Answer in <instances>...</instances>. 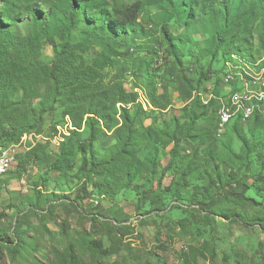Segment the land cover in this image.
Wrapping results in <instances>:
<instances>
[{
    "label": "rangeland",
    "instance_id": "374dc122",
    "mask_svg": "<svg viewBox=\"0 0 264 264\" xmlns=\"http://www.w3.org/2000/svg\"><path fill=\"white\" fill-rule=\"evenodd\" d=\"M136 1L85 0L75 12V24L69 32L63 29L71 0H0V20L13 35L29 36L32 30L39 34L40 61L52 62L55 47L69 44L72 63L92 67L104 86L121 84L127 92L137 95L136 103H118L110 110V129L104 130L93 144L95 154L102 160L114 155L109 151L116 143L113 132L122 126L126 114L132 128L139 131L135 134L134 157L143 161L155 154L152 140L139 128L147 120L157 131H169L187 119L183 110L186 104L179 92L185 84L182 75L187 73L193 88L189 103L193 99L197 101L191 104L196 115V134L179 146L197 167L188 188H178L182 198L167 195L165 184L179 178L173 168L167 172L164 185L158 184L167 167L161 162L160 149L155 156L154 173L149 175L151 162L142 164L141 168L147 177L139 191L152 192L150 200L159 199L153 200L152 207L140 204L139 197L131 191L117 196L113 202L99 197L77 201L82 183L79 169L82 160L89 159L88 153L75 154L69 169L60 163V172L49 170L48 175L45 165L30 166L27 172L18 171L15 160L0 181V264H68L65 256L68 244L75 246L79 258L87 264H205L198 257L210 258L215 264L216 251L225 262L230 258L227 253L232 247L226 240L236 239L253 256L246 253L247 263L241 259L234 262L264 264V182L252 186L264 159V102L262 111L256 112L263 123L258 121L251 126L249 122L254 118L243 122L241 115H236L232 121L239 119L240 123L231 121L220 139L212 141L209 133H205L214 126L216 118L218 124L221 106L216 100L226 103L236 91L240 95L242 91H258L261 87L264 13L238 20L224 40L226 46L217 48L214 34L219 19L207 16L202 11V2L195 6L186 22L175 18L159 0L145 4L130 21L129 9ZM43 18L49 21V27L42 33ZM164 26L170 35L168 42L162 31ZM99 30L102 32L96 33ZM105 30L116 39L106 48L102 36ZM226 73L233 78L229 84L222 81ZM45 87L50 86H39L31 103L35 114L48 111L42 118L41 129L38 133L23 134L17 145L5 148L19 152L40 145L45 147L52 164L69 140L80 145L88 131L84 126L80 130L72 127L62 104L53 102L54 96ZM163 92L166 100L160 98ZM21 97L22 93L15 95L16 100ZM167 104L165 110L157 109ZM29 121L34 123L32 119ZM209 151L213 154L212 161ZM243 163L248 164V170H244ZM205 172L215 181V188H223L226 195L218 196V203L210 209L192 199L195 193L197 199L202 194L195 186L208 185ZM228 173L237 175L239 183L251 185L249 197L261 202L252 205L229 197L235 182L222 187L229 181ZM215 191L212 190L210 197H215ZM15 218L20 221L17 227ZM204 239L211 241L205 243ZM90 240L102 241L110 252L108 256L96 254L92 258L87 250ZM232 251L236 257L235 250Z\"/></svg>",
    "mask_w": 264,
    "mask_h": 264
},
{
    "label": "trees",
    "instance_id": "16d2710c",
    "mask_svg": "<svg viewBox=\"0 0 264 264\" xmlns=\"http://www.w3.org/2000/svg\"><path fill=\"white\" fill-rule=\"evenodd\" d=\"M71 1L68 21L66 27L63 29L65 32H69L74 26L75 12L81 9V3L85 0ZM159 1L165 3L168 10L175 18L184 22L190 19L191 12H193L195 6L202 2L204 5L202 11H204L207 16L213 18L218 17L219 19L214 34V44L217 48L226 46L223 45L224 40H226V37H228L232 27L238 20L246 19L249 15L259 12L264 13V0H212L213 3H216L215 6L213 3L210 4L209 0ZM153 2H156V0H137L134 2L129 9L132 14L130 21L135 19L145 4ZM48 27L49 21L45 18L41 19V32L43 33L46 31ZM162 31L165 40L168 42L170 35L167 26H164ZM100 32L102 31L99 30L96 33ZM102 36L105 37V48L108 47V44L116 40L113 35H110L108 30H105V34ZM41 40L42 38L34 30L31 31L29 36L25 37L13 35L0 20V148L17 145L23 134L27 132L38 133L41 129L42 118L48 111L43 110L35 114L31 103L32 100L36 98V92L39 86L44 84L50 86L45 88L51 91L54 96L53 102L58 101L64 107L65 116L69 117L72 127L80 130L84 126L88 131V136L80 145L78 142L69 140L66 145H64V150L62 149L60 155L52 164H50L51 159L45 147L37 145L27 151L19 149V153L16 156L17 170L27 172L30 166L45 165L48 167L46 171V175H48V172H50L49 170H57L60 172V163H64L65 168L69 169L75 154L79 152L83 154L88 153L90 155L89 159H83L79 169L82 183L80 191L77 193V201L84 202L85 200L99 197L106 201L113 202L117 196H123L127 191H131L139 197L140 204L147 203L152 207L151 203L153 200L158 201L159 199L150 200L152 192L139 191L147 177V174L145 175L142 173L141 168L142 164L151 162L152 167L149 175L154 173L156 164L155 156H158L157 152L160 149V154L162 155L161 162L166 164L167 167L165 166L166 169L163 167L164 170L160 175L158 184L164 183V180L168 177L167 172L172 168L173 170H177L174 174H178L179 178L174 179L168 185L165 184L164 190L167 195L169 194L175 198H182L178 188H188L190 184L189 179L195 173L194 171L197 170L194 163L190 161L191 159H188V157L179 150V146L183 140L192 139V135L196 134V115L193 114L191 104L197 101L193 99V101L189 103V100L192 98L193 88L187 73H183L182 75V80L185 84L179 90L180 98L186 104L183 110L185 111L187 119L169 131L166 129L157 131L151 124H147V120H144L139 128L146 138L152 140L155 154L150 155L148 159L143 161L134 157L136 152L135 134L139 131L138 129L132 128V123L130 119H128L129 116L126 114L122 119V126L115 129L113 132L116 143L109 148V151L114 155L107 160H102L95 154L93 144L103 134L104 130L110 129V110L118 103H136L137 95L127 92L121 84L104 86L101 80L98 79L97 72L92 67L85 66L84 64L78 65L72 63L69 58V44H65L60 48L55 47V59L52 62L45 63L40 61L39 50L41 47ZM261 40H263V38ZM52 44L54 45V42ZM218 78L219 77H217L216 81H218L219 85L220 81ZM18 93H22L20 100L15 99V95ZM160 98L166 100V93L163 92ZM168 105L169 104L163 106V109L159 107H157V109L165 110ZM135 118L136 117H134V119ZM29 119H32L34 123L31 124ZM233 121L240 123L239 119ZM258 121L263 123L260 117L255 116L249 123L253 126L258 123ZM232 122L230 121L229 123ZM216 128L217 118L214 126L211 129L205 130V133H209V138H211L212 141L213 139L218 140L216 138ZM72 132V134H77V131ZM159 133H162V137L159 136ZM4 143L9 145H3ZM209 154L211 156L213 155L211 151H209ZM212 159L213 156L210 160L212 161ZM177 161L180 162L179 165L175 164ZM243 164L244 170H248V164ZM260 166L262 170L255 176L256 180H254L252 186L264 182V159H262ZM214 168L218 170L217 165H215ZM8 172L9 171H6V174ZM205 174L208 185L199 188L195 186L196 191L201 189L202 194H200V198L197 199L195 193L192 199L195 198L197 200L196 202L199 203L201 207L210 209V207L218 203V196L226 195H224L225 193L222 191L223 188H215V186H217L215 181L207 172H205ZM228 174L227 179L229 181L223 184L222 187L225 185L231 186L232 184L229 185L230 182H235L234 189L229 191L228 196L240 202L257 205L256 198L246 196L252 186L239 183V178L237 175H234V173ZM239 188L242 189L238 192ZM214 189L216 190L214 193L215 197H210ZM206 200L208 201L204 202ZM206 213L207 211L205 214ZM13 222L15 227L20 224L17 218H15ZM209 241L211 240L204 239L205 243ZM4 243H6V241H4ZM0 244H2V242H0ZM87 250L92 258L95 257L96 254L106 257L110 253L100 240L88 241ZM65 256L68 264H87L79 258L73 244L67 245Z\"/></svg>",
    "mask_w": 264,
    "mask_h": 264
},
{
    "label": "bare ground",
    "instance_id": "6f19581e",
    "mask_svg": "<svg viewBox=\"0 0 264 264\" xmlns=\"http://www.w3.org/2000/svg\"><path fill=\"white\" fill-rule=\"evenodd\" d=\"M231 78L232 76L229 73H226L225 76L222 77L223 83L229 84L233 80V78ZM260 86L261 87L260 89H258V91H242L240 93V96H237V98L236 94L230 95L229 98L227 97L228 102L226 103L222 102V99H219L221 102V108L218 112V124H221V113L230 112V104H233V107H238L239 112H234V116L230 117V119L227 121V124L232 121L233 117H235L236 115H241V113H248V109L256 110V112L262 111V103L264 102V79L262 78L260 79ZM13 152L16 151L12 148H0V156H5V160H12ZM10 167L11 166L6 167V171H8ZM2 178L3 176H0V181L2 180Z\"/></svg>",
    "mask_w": 264,
    "mask_h": 264
},
{
    "label": "built area",
    "instance_id": "2783aa9c",
    "mask_svg": "<svg viewBox=\"0 0 264 264\" xmlns=\"http://www.w3.org/2000/svg\"><path fill=\"white\" fill-rule=\"evenodd\" d=\"M223 81V80H222ZM209 96V95H208ZM229 96V95H227ZM238 95V91H236V98ZM212 98V96H210ZM218 101V105L220 108V100ZM206 105V103H205ZM234 112H239L238 107H233V104H230V112L229 113H221V124H217L216 128V138L219 139L221 138L227 130V121L230 119L231 116H234ZM256 116V110H250L248 109V113H241V120L244 122V119L246 118H254ZM31 136V141H32ZM34 145V144H32ZM35 146V145H34ZM27 151V150H24ZM19 152H13V159L12 160H5V156H0V176H6V167L8 166H13L16 156L18 155Z\"/></svg>",
    "mask_w": 264,
    "mask_h": 264
},
{
    "label": "crops",
    "instance_id": "0c3cea01",
    "mask_svg": "<svg viewBox=\"0 0 264 264\" xmlns=\"http://www.w3.org/2000/svg\"><path fill=\"white\" fill-rule=\"evenodd\" d=\"M247 197H249L248 193L246 194ZM251 196V195H250ZM252 197V196H251ZM256 202L260 203V199H256ZM240 240L242 241V238H240ZM223 241V240H221ZM227 243H231V251L232 249L235 250V254H236V257L233 255V251H229L227 254L230 258H228L225 262V259L221 258V254L216 251V258H215V264H237L236 262H234V260H242L243 262L247 263L246 262V257H245V254L248 253V254H251L252 253L250 252V250L247 248V247H244L243 244L239 243L240 241L238 239L232 241V240H226ZM241 250H244L245 252L241 251ZM243 255V257L241 256ZM253 256V255H252ZM259 257V256H258ZM208 258V256H207ZM197 260H201L203 261L205 264H213V262H211L210 258L209 259H206V260H203V259H200L199 257L197 258ZM241 264V263H240Z\"/></svg>",
    "mask_w": 264,
    "mask_h": 264
}]
</instances>
